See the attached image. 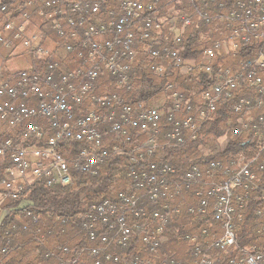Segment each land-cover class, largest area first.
Segmentation results:
<instances>
[{
  "label": "built area",
  "instance_id": "obj_1",
  "mask_svg": "<svg viewBox=\"0 0 264 264\" xmlns=\"http://www.w3.org/2000/svg\"><path fill=\"white\" fill-rule=\"evenodd\" d=\"M190 1L195 14L179 15L184 25H191L196 16L205 23L217 16L228 30L197 59L182 56L177 46L163 44L160 35L165 20L158 15L155 3L0 2V159L10 161L0 167V224L14 210L33 204L26 195L39 184L53 189L67 187L74 174L97 176L113 157L130 158L128 187L114 199L88 205L82 216L83 230L99 245L83 248L72 259L60 257L59 264H80L85 254L94 264H149L139 255L126 258L111 250L128 248L140 234L144 249L159 254L174 216L187 209L202 217L210 208L214 219L222 222V232L211 234L204 228L184 237L193 250L191 264H221L219 251L234 264H264V248L241 247L236 234V222L243 220L252 194L258 192V198L264 199V184L253 169L259 163L258 169L264 170V114L240 118L229 137H224L253 135L260 146L257 158L239 154L230 165L203 160L181 176L173 164L158 161L163 148L185 147L200 138L214 139L207 129H217L230 113L264 109V0ZM210 4L218 5L215 13L207 10ZM172 24L176 26L174 20ZM46 26L67 40L62 46L66 57L54 52L55 39L47 35ZM51 40L55 47L50 50ZM174 40L175 45L181 42L180 36ZM139 43L154 61L152 71L163 74L167 65L178 68L181 74L201 71L212 83L192 96L169 82L155 104L147 98L129 102L119 93L97 94L105 73L116 77L119 86L133 89L130 72ZM242 46L254 51L253 55L242 59L236 68L217 67L223 54ZM2 49L8 51L7 56ZM23 55L28 66L11 67L10 62ZM86 100L97 108L84 110ZM132 134L143 139L126 148ZM189 195L195 203L187 202ZM12 200H22V204L4 208ZM254 214L259 231H264V203ZM38 220L35 216L33 223ZM2 251L8 253L10 245ZM62 252L69 254V247H62ZM165 263L186 264L176 258Z\"/></svg>",
  "mask_w": 264,
  "mask_h": 264
},
{
  "label": "trees",
  "instance_id": "obj_2",
  "mask_svg": "<svg viewBox=\"0 0 264 264\" xmlns=\"http://www.w3.org/2000/svg\"><path fill=\"white\" fill-rule=\"evenodd\" d=\"M12 0H2L1 2ZM144 3H155V9L159 11L165 22L163 33L160 39L164 45L179 47L182 56L197 59L201 57L204 49L218 38L223 37V32H228L224 24L217 16L211 23L202 22L197 16L191 25H184L183 20L178 17L182 13L195 14V5L190 0H141ZM225 1V0H224ZM228 1V0H226ZM199 4H204L199 2ZM111 5H114L111 3ZM154 9V10H155ZM209 12H216L218 5L210 4L207 7ZM150 12L146 13L149 14ZM172 20L176 26L173 27ZM44 29V28H43ZM47 35L53 36L56 47H62L67 40L61 39L50 26L44 29ZM180 36L181 42L174 43V37ZM48 40V39H47ZM48 44V42L46 43ZM144 44L139 43L138 54L133 60L130 77L132 78L133 89L119 86L116 77L105 73L100 77L96 93L99 95L119 93L125 100L135 102L143 98L158 103L161 98V91L169 82L176 84L179 90L195 96L208 87V74L197 71L194 73L181 74L178 68L167 65L163 74H158L151 69V56L144 51ZM161 52V49L158 48ZM254 51L249 47L242 46L241 49L223 54L217 63V67L236 68L242 59L252 56ZM9 57V56H8ZM6 57V60H8ZM71 57V55H69ZM155 61L161 59L156 58ZM245 94V91L243 92ZM97 108L92 101L86 100L84 110ZM259 114H264V109H254L251 112L243 111L241 114L230 113L224 122L217 129L209 127L207 132L215 135L214 139H198L195 142L179 148H163L160 151V162L173 164L179 171V176L183 175L193 164L203 160H220L230 165L231 160L239 155L245 154L247 159L257 158L260 146L253 135H243L238 138H228L232 127L238 125L240 118H257ZM232 122L227 125L228 119ZM229 119V120H230ZM48 128V124L44 121ZM126 146L133 147L143 139L136 134ZM64 152L63 149H61ZM67 154V153H66ZM262 158H260L261 160ZM10 164L8 159H0V167ZM131 167L129 156H115L103 164L99 175L74 174L73 182L67 187L49 188L41 183L31 189L26 195L33 204L22 210H14L0 224V264H59L60 257L72 259L81 254L83 248L99 245L93 241L82 228V216L88 205L99 203L101 200L117 197V193L125 190L130 179L127 173ZM259 163L253 167L261 184H264V170H260ZM187 202L195 203L193 196L189 195ZM264 203V199L258 198V192H254L249 200L243 220L236 222V234L241 247L257 245L264 248V231H259V220L255 217V208ZM22 204V200H12L4 205V208L17 207ZM152 208L155 206L151 205ZM38 217L37 223H33V218ZM221 224L215 220L213 209L210 208L207 215L196 217L189 213L187 209L178 216H174L172 224L165 232L167 239L163 242L159 254L150 253L144 249L140 234L135 236L134 241L128 248L115 247L111 250L113 254H120L130 258L134 255L146 258L149 264H166L167 259L176 258L186 264L193 261V250L189 242L184 237L190 234L202 232L204 228L211 234H221ZM16 226V227H15ZM28 226L27 230L23 227ZM9 239L12 243L9 244ZM211 240V237L209 238ZM10 245V251L4 253L2 249ZM68 246L69 254L62 252V247ZM54 252L55 255H48ZM217 256L221 259V264H234L227 254L219 251ZM80 264H94V259L87 254L82 255ZM108 264H118L109 261Z\"/></svg>",
  "mask_w": 264,
  "mask_h": 264
},
{
  "label": "rangeland",
  "instance_id": "obj_3",
  "mask_svg": "<svg viewBox=\"0 0 264 264\" xmlns=\"http://www.w3.org/2000/svg\"><path fill=\"white\" fill-rule=\"evenodd\" d=\"M164 19H166V18H164ZM54 47H55V44L51 40L50 44L48 45V48L51 50ZM57 50H58V53L57 54L59 55V57H66L67 51H65V49L63 47H60ZM19 60L25 63L24 68H26V66H28L27 65L28 64V59L26 58V56L23 55V57H21ZM21 67H23V66H21Z\"/></svg>",
  "mask_w": 264,
  "mask_h": 264
},
{
  "label": "crops",
  "instance_id": "obj_4",
  "mask_svg": "<svg viewBox=\"0 0 264 264\" xmlns=\"http://www.w3.org/2000/svg\"><path fill=\"white\" fill-rule=\"evenodd\" d=\"M2 0H0V2H1ZM2 51L4 52L3 53V55L4 56H7L8 55V51L7 50H5V49H2ZM21 57H17V58H15L14 60H12L10 63H11V67H16V66H23V65H25V63L24 62H22V61H20L19 59H20ZM11 60V59H10ZM9 60V61H10ZM10 66V65H9Z\"/></svg>",
  "mask_w": 264,
  "mask_h": 264
}]
</instances>
